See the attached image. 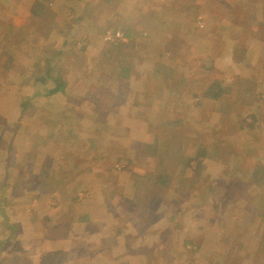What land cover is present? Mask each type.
Wrapping results in <instances>:
<instances>
[{
    "label": "rangeland",
    "instance_id": "rangeland-1",
    "mask_svg": "<svg viewBox=\"0 0 264 264\" xmlns=\"http://www.w3.org/2000/svg\"><path fill=\"white\" fill-rule=\"evenodd\" d=\"M77 3L0 0V264H264V0Z\"/></svg>",
    "mask_w": 264,
    "mask_h": 264
},
{
    "label": "trees",
    "instance_id": "trees-1",
    "mask_svg": "<svg viewBox=\"0 0 264 264\" xmlns=\"http://www.w3.org/2000/svg\"><path fill=\"white\" fill-rule=\"evenodd\" d=\"M84 1V0H83ZM79 3H81V0H78V5H79ZM34 5H33V7H32V13L34 14V15H36V16H38V17H42V11H47V10H45L44 8V4H42V2H39V1H36V2H34L33 3ZM75 13H77V18H78V20H81V19H83L84 18V15L82 14V13H80V12H75ZM10 29H12L11 28V25H8V30H10ZM7 30V32H5V36H8V31ZM15 30V29H14ZM13 30V31H14ZM117 42H118V45H123V42H121L120 40H118V39H115ZM105 42V44L108 46V47H110V46H114V43L113 42H110V41H104ZM77 42H73V48H77ZM115 46H117V45H115ZM85 47L86 46H82V47H80V48H78V49H76V50H74L73 52H78V51H83L84 49H85ZM74 54V56L72 57V59L74 60V61H77V58L75 57L76 55H75V53H73ZM76 60H75V59ZM49 61V60H48ZM91 68H94L91 64L89 65ZM55 69H54V67L51 65V64H49L48 65V68L46 69V76H49V75H51V73L54 71ZM54 73H55V71H54ZM46 76H40L39 78H38V80H37V82H39L40 84H45L46 83ZM50 77V76H49ZM55 81L56 82H58V84L57 85H55L54 87H52V88H50L49 89V92H48V94L47 95H54V94H56V93H59V92H61V93H64V88H65V82L63 81V80H61L60 78H57V77H55ZM113 86H115V85H108V86H106V85H102L101 86V88L102 89H104L105 91H106V93H113V91H115L112 87ZM213 89L214 88H211V89H209V90H207L206 92H205V94H206V96H211V97H213V99H217V89H215V91H213ZM103 100L104 99H101V100H99L101 103L103 102ZM32 101V100H31ZM105 103V102H104ZM41 112H43V111H41ZM38 115H41V114H39L38 113ZM102 137V136H101ZM101 137L98 139V142L99 143H101ZM94 148H95V146H94ZM255 172H258V170L257 171H255ZM159 179V178H158ZM176 215H173V217L171 218V219H173L174 217H175ZM261 264H263V263H261Z\"/></svg>",
    "mask_w": 264,
    "mask_h": 264
}]
</instances>
